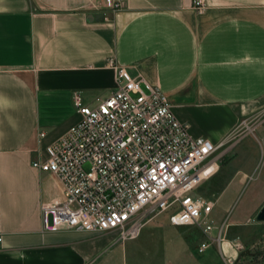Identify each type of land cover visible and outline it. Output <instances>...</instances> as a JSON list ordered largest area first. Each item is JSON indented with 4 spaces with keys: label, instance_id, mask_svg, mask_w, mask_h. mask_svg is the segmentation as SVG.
<instances>
[{
    "label": "crops",
    "instance_id": "obj_1",
    "mask_svg": "<svg viewBox=\"0 0 264 264\" xmlns=\"http://www.w3.org/2000/svg\"><path fill=\"white\" fill-rule=\"evenodd\" d=\"M193 1L124 0L115 11L112 0H0V264L103 260L101 233L43 228L41 204L62 198V184L32 161L46 159V146L81 118L74 90L88 103L114 90L111 60L140 75L145 90L147 81L166 93L193 136L223 143L216 170L199 183L207 186L193 194L214 198V210L231 186L246 185L255 165L241 160L220 180V159L246 155L249 144L243 148L237 134L243 119L256 120L264 138V0H206L199 12ZM263 203L248 195L240 205L227 229L230 256L238 253L229 244L236 236L248 246L257 241L249 220L255 213L264 224L256 219ZM167 225L180 227L179 255L188 256L186 240H203L196 225L162 219L146 239L120 243L123 253L148 250Z\"/></svg>",
    "mask_w": 264,
    "mask_h": 264
},
{
    "label": "built area",
    "instance_id": "obj_2",
    "mask_svg": "<svg viewBox=\"0 0 264 264\" xmlns=\"http://www.w3.org/2000/svg\"><path fill=\"white\" fill-rule=\"evenodd\" d=\"M193 5L198 12L208 6L206 0H194ZM111 7L123 9L124 0H112ZM110 64L114 90L96 103L74 90L73 104L81 118L46 146V159L32 161L62 184V198L41 204L43 228L115 231L126 241L136 238L148 220L169 211L170 224L201 229L205 239L197 252L216 243L224 253L227 222L217 226L210 218L213 202L192 193L216 170V153L223 143L193 136L166 93L147 81L145 90L140 75L114 60ZM256 123L247 118L241 122L244 132L254 130ZM229 244L234 250L243 247L238 238ZM223 258L225 264L234 263L230 255Z\"/></svg>",
    "mask_w": 264,
    "mask_h": 264
},
{
    "label": "rangeland",
    "instance_id": "obj_3",
    "mask_svg": "<svg viewBox=\"0 0 264 264\" xmlns=\"http://www.w3.org/2000/svg\"><path fill=\"white\" fill-rule=\"evenodd\" d=\"M245 127L246 126L244 124H241L237 129V134H242L241 138L245 137L240 144L243 148H245V145L249 144L245 150L246 155L241 156L242 153H240L239 157L233 159L231 162H227L228 156L222 157L220 161H223L225 166L222 168L220 173V180H222L225 174H228L239 163L242 164L243 162H241V160L253 163L255 166L247 169L249 179L246 185L243 186L239 191H235L234 188L232 190L231 186L225 192L226 197H223L214 206V210L210 214V218L217 226H220L223 221L227 222L228 224L225 234L227 240L221 242V247L224 253L219 251L218 244L216 243L210 245L203 254L198 253L195 250L197 249V243L198 240H200V237L196 235L193 237L191 242L189 240L184 242L185 248L189 252L188 256L185 257L181 253V255L177 254L176 247L181 240V236H179L178 233L180 227L172 225H167L163 228L164 231H162V233L157 234L158 236H155L157 245L149 243L146 247H149L148 250H141L138 253L136 252L137 254L134 255L131 254V252H127L126 254L123 253L122 245L120 243L123 244L128 242V244H133V242L138 240H144L146 239L145 236H149L148 232L151 230L152 226H154V222L160 221L162 219L166 221L169 220L170 212L163 211L161 214H158L152 219L148 220L141 233L132 240H119L115 231H104V233H101L103 237L105 236L107 238L108 246L103 254V260L99 264H124L125 262L128 264H225L223 255H231V252L226 247V244L230 239V233L227 231V229L230 223L233 222L235 214L240 208V205L246 200L248 195L254 199V203H258V201L262 203L264 201V186L261 187L260 185H255L259 184L264 178V138L261 137V130H255L254 128V130L251 129L244 132L246 129ZM254 131V134L260 136V143L255 138L254 134H252ZM205 185L207 186L206 183L199 184L192 190V193L202 192L201 190H203L202 188H205ZM249 221L255 223L254 229L257 231V241L254 242L252 246H248L243 244L242 238L238 236L232 239L235 240L238 238L243 244L242 248L236 250L238 253L236 257H234L233 264H264V224H259L260 222L255 221V213ZM194 228L199 232V234H201L202 238L205 239L201 229L198 226H194ZM230 228L235 229L237 227L231 225ZM216 234L217 228L212 231V235ZM95 262H97L96 258L92 259L90 264H95Z\"/></svg>",
    "mask_w": 264,
    "mask_h": 264
},
{
    "label": "water",
    "instance_id": "obj_4",
    "mask_svg": "<svg viewBox=\"0 0 264 264\" xmlns=\"http://www.w3.org/2000/svg\"><path fill=\"white\" fill-rule=\"evenodd\" d=\"M256 219L260 221H264V203L259 211L256 213Z\"/></svg>",
    "mask_w": 264,
    "mask_h": 264
}]
</instances>
